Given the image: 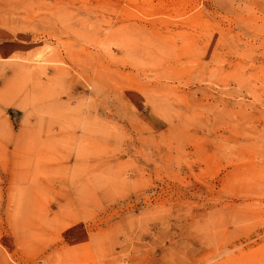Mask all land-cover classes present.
I'll list each match as a JSON object with an SVG mask.
<instances>
[{
    "label": "rangeland",
    "instance_id": "374dc122",
    "mask_svg": "<svg viewBox=\"0 0 264 264\" xmlns=\"http://www.w3.org/2000/svg\"><path fill=\"white\" fill-rule=\"evenodd\" d=\"M0 264H264V0H0Z\"/></svg>",
    "mask_w": 264,
    "mask_h": 264
}]
</instances>
